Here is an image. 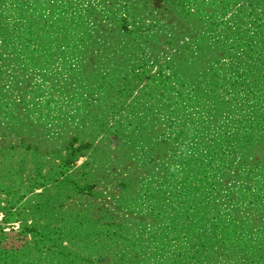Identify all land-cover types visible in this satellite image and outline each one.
Instances as JSON below:
<instances>
[{"label":"rangeland","instance_id":"rangeland-1","mask_svg":"<svg viewBox=\"0 0 264 264\" xmlns=\"http://www.w3.org/2000/svg\"><path fill=\"white\" fill-rule=\"evenodd\" d=\"M0 264H264V0H0Z\"/></svg>","mask_w":264,"mask_h":264}]
</instances>
